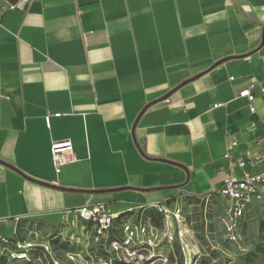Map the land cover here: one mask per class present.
<instances>
[{
    "label": "crops",
    "instance_id": "crops-1",
    "mask_svg": "<svg viewBox=\"0 0 264 264\" xmlns=\"http://www.w3.org/2000/svg\"><path fill=\"white\" fill-rule=\"evenodd\" d=\"M10 4L0 0V235L31 220L84 240L81 207L120 215L218 197L230 174L264 170V0ZM250 86L252 103L239 97ZM64 140L79 161L56 174L51 145ZM232 142L245 169L224 158Z\"/></svg>",
    "mask_w": 264,
    "mask_h": 264
},
{
    "label": "built area",
    "instance_id": "built-area-1",
    "mask_svg": "<svg viewBox=\"0 0 264 264\" xmlns=\"http://www.w3.org/2000/svg\"><path fill=\"white\" fill-rule=\"evenodd\" d=\"M25 4L26 0H19L15 5L10 4V8L24 9ZM262 60L264 62V55ZM253 88L254 86H250L243 89L239 97L247 98L252 103L255 99ZM262 92L264 94V88ZM251 110L255 111V108L252 107ZM236 145V142L229 145L224 158L230 164L245 169L248 166L247 162L232 159V151ZM51 152L56 174H60L65 166L79 161L71 140L52 143ZM257 160L264 164V155ZM255 162L251 161L249 164L252 166ZM263 197L264 170L248 173L243 177L230 174L218 191V197L187 196L160 201L154 205H144L137 211L120 215L112 214L105 203L81 207L75 212L84 226V240L91 246L92 254L100 258L95 261L89 257L91 258L89 260L81 253L70 252L67 254V264H114L115 262L153 264L156 261L168 263L169 257L160 253V250L165 245H173L176 242L177 234L180 233L178 229L184 223L181 201L191 198L205 200V205L210 206L209 214L214 213L218 223L224 227L226 240L236 243L240 240V229L248 207ZM215 206H218V210L214 209ZM151 210L155 211L157 220L148 213ZM55 239L57 237L53 240ZM34 253H38L39 256L35 258ZM42 258L48 259L49 264H64L53 256L49 243H35L0 235V259L12 263H31L34 259L42 261Z\"/></svg>",
    "mask_w": 264,
    "mask_h": 264
},
{
    "label": "rangeland",
    "instance_id": "rangeland-1",
    "mask_svg": "<svg viewBox=\"0 0 264 264\" xmlns=\"http://www.w3.org/2000/svg\"><path fill=\"white\" fill-rule=\"evenodd\" d=\"M202 200L191 198L181 201L184 223L178 229L180 233L173 245H165L160 250V253L169 257L166 264H264V197L248 207L240 229V240L236 243L226 240L224 227L218 223L214 213L209 214L210 206ZM214 209L218 210V206ZM56 231L48 229L44 223L29 220L19 225L13 238L49 243L53 256L64 264H67V254L70 252L81 253L95 261L100 258L92 254L91 246L83 238L76 241L65 234L53 240ZM7 264L28 263L8 261ZM30 264L49 263L48 259L42 258V261L34 259ZM153 264L163 263L156 261Z\"/></svg>",
    "mask_w": 264,
    "mask_h": 264
},
{
    "label": "trees",
    "instance_id": "trees-1",
    "mask_svg": "<svg viewBox=\"0 0 264 264\" xmlns=\"http://www.w3.org/2000/svg\"><path fill=\"white\" fill-rule=\"evenodd\" d=\"M151 216H153L155 218V220H157L158 217H156V213L155 211L151 210L148 212ZM157 222V221H156ZM35 254V258H37L39 256L38 253H34ZM0 264H7V261L6 259H0ZM30 264V263H28ZM114 264H128V263H125V262H115Z\"/></svg>",
    "mask_w": 264,
    "mask_h": 264
},
{
    "label": "water",
    "instance_id": "water-1",
    "mask_svg": "<svg viewBox=\"0 0 264 264\" xmlns=\"http://www.w3.org/2000/svg\"><path fill=\"white\" fill-rule=\"evenodd\" d=\"M8 2H10L12 5H15L18 3L19 0H7Z\"/></svg>",
    "mask_w": 264,
    "mask_h": 264
}]
</instances>
